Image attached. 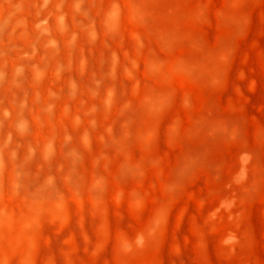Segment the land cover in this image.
<instances>
[{
  "label": "rangeland",
  "instance_id": "rangeland-1",
  "mask_svg": "<svg viewBox=\"0 0 264 264\" xmlns=\"http://www.w3.org/2000/svg\"><path fill=\"white\" fill-rule=\"evenodd\" d=\"M0 264H264V0H0Z\"/></svg>",
  "mask_w": 264,
  "mask_h": 264
}]
</instances>
